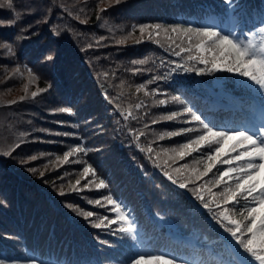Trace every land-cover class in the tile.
I'll use <instances>...</instances> for the list:
<instances>
[{
  "label": "trees",
  "instance_id": "1",
  "mask_svg": "<svg viewBox=\"0 0 264 264\" xmlns=\"http://www.w3.org/2000/svg\"><path fill=\"white\" fill-rule=\"evenodd\" d=\"M235 3L237 12L224 0H123L112 7L100 0H13L21 19L14 27H0V42L13 45L12 53L0 48V259L6 264L13 260L18 264H126L133 254L130 239L91 227L90 221L66 206L96 213L93 222L100 216L114 218L111 205L89 203L103 202L107 194L130 213L147 251L163 252L188 264H221L231 259L237 246L196 199L195 186L179 188L153 163L155 159L170 173L172 168L191 164L188 157L165 165L162 149L174 148L187 137L161 140L159 136L197 125L180 123L183 117L175 121L159 117L189 106L217 126L241 127L248 125L244 110L264 106V96L251 82L230 73L197 75L176 69L186 63L188 54L176 56L178 49L169 48L163 34L149 39L146 32L142 37L139 26L213 27L245 40L253 32L258 41L257 29L264 27V0ZM13 15L12 9L0 8V19ZM17 35L21 39H15ZM125 37L124 43H118ZM140 60L145 63H133ZM16 68L20 73L13 75ZM28 70L36 79L21 99L30 79ZM166 73L167 78L156 79ZM180 81H200L212 91L208 99L225 93L229 97L223 99L231 104L211 105L203 93L182 87ZM33 91H38L35 98ZM173 95H180L185 104L172 102ZM160 99L166 105L155 104ZM60 108H71L72 113ZM141 131L144 135L137 139ZM76 145L87 148V154L78 153L69 163L57 161ZM149 146L153 153L141 151ZM83 162L105 179L107 189L97 191L88 177L77 186L82 190L72 191ZM213 173L197 184L214 178ZM187 175L173 173L179 179ZM61 190L65 195L59 194Z\"/></svg>",
  "mask_w": 264,
  "mask_h": 264
},
{
  "label": "snow or ice",
  "instance_id": "2",
  "mask_svg": "<svg viewBox=\"0 0 264 264\" xmlns=\"http://www.w3.org/2000/svg\"><path fill=\"white\" fill-rule=\"evenodd\" d=\"M100 2L112 7L121 4L123 0H100ZM224 3L233 12L239 10V5L235 3V0H224ZM0 8L12 9L14 12L11 19H0V27L16 26L21 16L14 9L13 0H0ZM81 10L83 11V9ZM101 11H106V8H102ZM135 30L134 26L133 32ZM22 31H26V28ZM139 32L142 37L147 32L149 39L158 38L163 34L168 47L175 46V49H178V51L174 50L176 56L187 53L186 63L177 64L176 69L186 72L195 71L197 75L221 71L230 73L251 82L257 93L264 96V27L257 29L260 34L258 41L255 39L256 33L253 32H249L245 40L238 38L235 32L224 33L213 27L168 26L156 23L140 25ZM54 34L59 35L58 32ZM132 34L129 33V36ZM15 39L19 40L21 37L17 35ZM126 39L127 37L118 43H124ZM139 42L137 41V43ZM155 42L160 43V40L156 39ZM0 48L7 49L9 53L13 52L12 43L6 40L0 42ZM191 61L203 64L205 67L203 69L193 67L187 63ZM133 63L143 64L145 61L140 60ZM18 73H20V69H14L13 75ZM168 75L166 73L163 77L156 79H165ZM28 76L30 79L28 84L23 86L25 95L21 99L27 97L29 84L36 79L31 70H28ZM151 82L149 81V83ZM143 87L141 85L136 91L140 92ZM38 91L31 92V96L35 98ZM146 95L152 96L153 93L146 92ZM171 101L181 105L185 104L180 95H173ZM142 103L136 104L135 107L139 109ZM166 103L167 101L164 99L155 101L157 105H166ZM59 111L72 113L71 108H60ZM128 116H131V112L128 113ZM128 116H125V119ZM181 117L183 119L180 120V123L197 126L181 127L166 131L159 136L161 140L165 137H187L184 142L174 148L162 149V152L167 156L164 164L168 165V161L175 163L177 158L185 160L192 157L191 164L185 163L180 167L172 168L170 173L166 168L156 163L155 159L153 163L156 167L161 168L163 174L172 184L178 185L179 188L188 189L190 184L194 185L192 191L196 199L228 234L231 242L237 246L232 249L231 259L222 261L221 264H264V119L259 125L225 128L207 121L192 107L184 106L182 110L170 111L168 114L162 115L159 120L175 121ZM157 122L158 120H153V123ZM143 135L144 133L141 131L136 138L139 139V136ZM230 142L235 143H232L226 151ZM87 151V148L76 145L64 152L62 158L57 157V161L69 163L70 157L78 153L87 154ZM141 151L151 154L154 150L149 146L146 149L141 148ZM194 154L197 155L194 156ZM156 155L159 156V153ZM31 159L35 160L37 157L33 156ZM81 162L76 161V163ZM83 163L85 166L80 173V179H76L75 184L71 185L72 191L82 190L77 186L81 184V179H88V177L92 178L88 180V184L93 185L97 191L107 189L109 184L105 179L98 175L91 164ZM201 165L202 167H200ZM222 165L227 167H219ZM214 169L216 171L213 173ZM185 172L189 175L184 179L173 176V173L183 176ZM209 173H213L214 178L205 180L203 185H198L197 182L204 180L209 176ZM213 189H219V191H213ZM59 194L65 195L63 190ZM102 199L103 202L101 199H96L89 200V203L99 207H104L105 204L111 205V211L115 214L114 218L100 216L93 222L91 218L97 216L96 213L84 211L71 204L66 206L77 211L85 220L90 221L91 227L107 229L113 235L119 234L122 238L130 239L133 242L131 248L133 254L128 257L126 264H188L187 261H178L163 252L147 251L139 240L138 228L130 217V213L111 194L104 195ZM114 225L116 227H113ZM100 243L107 244L108 241L101 240ZM0 264H6V261L0 259ZM11 264H18V262L13 260ZM29 264H35V262H29Z\"/></svg>",
  "mask_w": 264,
  "mask_h": 264
},
{
  "label": "rangeland",
  "instance_id": "3",
  "mask_svg": "<svg viewBox=\"0 0 264 264\" xmlns=\"http://www.w3.org/2000/svg\"><path fill=\"white\" fill-rule=\"evenodd\" d=\"M181 86H184L186 88H191L192 90L194 91H198V92H201L204 94L205 98L207 96H210L211 95V90L209 88H206L205 86H203L199 81L198 82H195V83H192V84H188L186 81H182V83H180ZM226 94L225 93H222V95H218L214 98V100H210V104L211 105H215V104H218V105H224V103L227 104V102H224L222 100V97H225L223 96ZM251 112L252 110H248V111H245V120L246 122L249 124V126H251L252 124H256V125H259V123L261 122L262 119H264V107H258L256 110L253 111V116H251Z\"/></svg>",
  "mask_w": 264,
  "mask_h": 264
}]
</instances>
